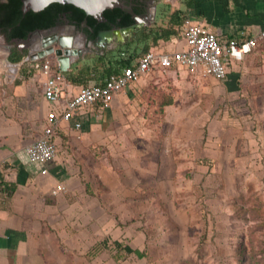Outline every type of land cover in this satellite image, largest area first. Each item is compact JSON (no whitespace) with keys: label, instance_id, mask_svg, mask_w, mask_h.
<instances>
[{"label":"crops","instance_id":"1","mask_svg":"<svg viewBox=\"0 0 264 264\" xmlns=\"http://www.w3.org/2000/svg\"><path fill=\"white\" fill-rule=\"evenodd\" d=\"M167 1L222 40L264 32V0H194L191 10L190 0ZM185 47L182 34L155 49ZM228 69L224 80L192 77L180 65L143 76L109 109L96 105L61 120L58 156L47 164L30 161L25 148L83 85L68 81L67 95L51 103L27 76L0 108V264H166L164 242L181 227L175 209L187 206L176 200L183 181L205 198L220 159L264 168V38ZM59 184L66 189L54 194Z\"/></svg>","mask_w":264,"mask_h":264},{"label":"rangeland","instance_id":"2","mask_svg":"<svg viewBox=\"0 0 264 264\" xmlns=\"http://www.w3.org/2000/svg\"><path fill=\"white\" fill-rule=\"evenodd\" d=\"M163 5L169 6L171 3L165 0ZM82 33H79V39L83 43L81 50H85L90 46L80 37ZM0 43L10 44L2 35ZM92 49V52L85 53V58L97 53V49L91 46ZM27 54L28 50L25 49L23 58ZM7 60L12 62L9 55ZM27 75L29 72L24 65L15 78L11 77L8 70L0 69V108L6 98L15 97L16 87L24 79H28ZM36 83L33 82L32 85L38 87L40 84ZM228 160L235 164L239 162L237 158H233L220 159L216 163V171L214 170L213 177L206 184L209 186L204 190L205 198L200 196L201 190L196 191L197 196L191 192L190 181L189 184L182 182V200H176L185 201L187 206L175 209V213L182 219L181 227L174 234L175 240L172 243L168 244L167 239L164 242L167 249L162 258L166 264H178L181 261L182 264H264V168H255L253 162L244 164L245 168L237 165L232 168V165H226ZM219 176L226 181L222 190L219 187ZM229 197H234L233 201L241 207L238 211L223 201L230 200ZM205 206L208 209L206 212ZM207 214L212 216L210 226L205 230L203 217Z\"/></svg>","mask_w":264,"mask_h":264},{"label":"built area","instance_id":"3","mask_svg":"<svg viewBox=\"0 0 264 264\" xmlns=\"http://www.w3.org/2000/svg\"><path fill=\"white\" fill-rule=\"evenodd\" d=\"M183 36L186 47L182 50L174 52L150 50L119 73L107 77L103 83L92 81L89 85L83 86L76 95L67 98L60 114L55 111L49 112L40 134L25 148L30 161L47 164L56 160L58 145L55 137L61 120L71 121L77 113L93 109L96 105H100L102 110L109 109L115 95L158 69L180 65L195 78L226 79L229 61H241L252 53L258 47L259 41L264 38V32L256 36H247L246 32L242 31L238 37L222 40L209 27L187 21L183 28ZM9 63L15 68V72L9 71L13 78L19 74L22 65L30 63L32 78L43 84L44 96L49 102L58 103L67 95L69 82L59 68L54 54H47L35 60L25 57L21 62ZM74 126L80 129L82 124L77 122ZM65 189L64 185L59 184L53 193L57 194Z\"/></svg>","mask_w":264,"mask_h":264},{"label":"trees","instance_id":"4","mask_svg":"<svg viewBox=\"0 0 264 264\" xmlns=\"http://www.w3.org/2000/svg\"><path fill=\"white\" fill-rule=\"evenodd\" d=\"M131 9L115 7L104 11V20L99 21L91 15L73 5L63 3H52L39 12L29 11L26 14L22 11L21 0H9L0 3V32L7 41L13 39H26L28 35L37 29H47L58 25L64 14L76 20L82 25L85 19L88 26L84 32L89 40L93 41L102 30L123 28L136 23L135 15L141 14L144 10L141 0H124ZM188 7L192 9L190 0ZM139 3V4H138ZM163 16L162 24H154L151 27L137 28L132 32L131 37L120 42L116 48L106 51L103 54H91L83 61L76 64L73 69L65 73L67 80L75 85L87 86L90 82L103 83L104 80L114 73H119L124 67L130 66L136 57L158 47L161 42H168L173 38H180L183 28L189 20V13L182 9H172V6H163L160 12ZM24 53L18 52L9 57L13 62L20 61ZM31 76L32 67L30 63L24 64ZM237 208H241L238 207ZM128 254L136 253L143 256L138 250L126 249Z\"/></svg>","mask_w":264,"mask_h":264},{"label":"water","instance_id":"5","mask_svg":"<svg viewBox=\"0 0 264 264\" xmlns=\"http://www.w3.org/2000/svg\"><path fill=\"white\" fill-rule=\"evenodd\" d=\"M22 11L26 14L29 11L39 12L48 7L52 3L73 4L83 9L87 15H91L99 21L104 20L103 13L107 9L120 7L128 8V5L124 0H21ZM165 0H149L153 3V6L149 8L153 10L152 21L147 23L146 26L151 27L156 22L163 8ZM146 15H135L136 23L132 26L115 28L110 30H102L98 33L97 37L92 41L93 44L101 48L102 51L97 54H103L110 49H114L119 44L116 38L120 41L125 35L136 30L139 26L143 25V21ZM84 25H88V20H84ZM79 31L73 25H55L54 27L47 29H37L32 31L26 39L18 40L17 44L22 50H28V54L25 56L29 60H35L31 58V55L37 51L43 49H49L47 53L39 56L36 59L46 56L47 54H54L55 60L58 63L59 68L64 73L71 71L74 65L84 60L86 52H92L91 48L85 50H77L74 48L76 40H78ZM78 34V35H77ZM83 40L87 41L88 36L82 33ZM90 46V45H89ZM12 45H8V49L11 51Z\"/></svg>","mask_w":264,"mask_h":264},{"label":"flooded vegetation","instance_id":"6","mask_svg":"<svg viewBox=\"0 0 264 264\" xmlns=\"http://www.w3.org/2000/svg\"><path fill=\"white\" fill-rule=\"evenodd\" d=\"M4 1H9V0H0V3L4 2ZM141 1L143 2L144 10H143V12L141 14H138V15H144L145 14L146 17L144 18L143 25L139 26L138 28L148 27L146 25H147V23L152 21V17H153V10L152 9L149 10V8L153 6V3L149 2V0H141ZM128 9H131V5H128ZM157 21L158 20H156V22ZM156 22L154 24H156ZM58 25H73V26H75L77 28V31H80V32H83V33H85L84 30L88 26V25H84V23H82V25H78L76 20H73V19L69 18L66 14H64V16L62 17V20L61 19L59 20ZM116 28H118V27H116ZM113 29H115V28H113ZM132 32L127 34V35H125L124 38L121 41H120L119 38H116V41H118L119 43L120 42H124L127 38L131 37ZM0 35H2L3 38H5V36L3 34H1V32H0ZM17 41H18L17 39H13L11 41H8L10 44H7V45L4 44V48L3 49L1 48L2 53H4L6 56L9 55V57H11L13 55H16L18 52L24 53V52H22V50L18 46ZM87 42L90 45V48L92 46V48L97 49L96 52L102 51L101 48L98 47L97 45L93 44V42L91 40H89V38H88ZM8 45H12L13 46L11 51L8 49ZM11 63H16V62L12 61Z\"/></svg>","mask_w":264,"mask_h":264},{"label":"bare ground","instance_id":"7","mask_svg":"<svg viewBox=\"0 0 264 264\" xmlns=\"http://www.w3.org/2000/svg\"><path fill=\"white\" fill-rule=\"evenodd\" d=\"M80 37L82 38V36H80ZM76 42H78V44H76ZM76 42H75L76 45H74V48L77 50H81L83 47V43L79 39V36H78V40H76ZM1 48L2 49L4 48V44L0 43V69L15 72V68L9 63V61L6 58L7 56L4 53H2ZM48 51H49V49H43V50L37 51L31 55V58L36 59L39 56L43 55L44 53H47Z\"/></svg>","mask_w":264,"mask_h":264}]
</instances>
